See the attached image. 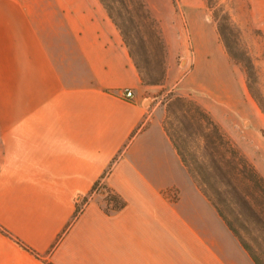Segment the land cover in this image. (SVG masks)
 I'll use <instances>...</instances> for the list:
<instances>
[{"label": "crops", "instance_id": "obj_1", "mask_svg": "<svg viewBox=\"0 0 264 264\" xmlns=\"http://www.w3.org/2000/svg\"><path fill=\"white\" fill-rule=\"evenodd\" d=\"M251 4L264 23V0ZM139 89L100 0H0V264H256L183 164L164 105ZM254 120L244 137L264 149ZM99 179L124 205L96 193L74 217Z\"/></svg>", "mask_w": 264, "mask_h": 264}, {"label": "rangeland", "instance_id": "obj_2", "mask_svg": "<svg viewBox=\"0 0 264 264\" xmlns=\"http://www.w3.org/2000/svg\"><path fill=\"white\" fill-rule=\"evenodd\" d=\"M106 1L117 13L126 33V47L141 69V99L146 98L152 105L163 104L165 114L172 97L194 99L221 128L218 119L235 128L246 147L264 165V149L243 133L256 125L254 119L264 124V23L257 19L260 8L254 9L251 0H143L154 19L152 26L136 0H124V5L117 0ZM221 8L239 30L238 40L230 39L233 51L240 57L243 48L251 58L254 73L250 76L243 63L229 55L217 31V20H222ZM153 29L162 47L156 42ZM168 59L175 68L166 80ZM161 75L156 84L142 80ZM171 120L174 121L173 117ZM249 120L251 128L245 130ZM261 133L264 137V127ZM99 193L108 204H113V192L104 187Z\"/></svg>", "mask_w": 264, "mask_h": 264}, {"label": "trees", "instance_id": "obj_3", "mask_svg": "<svg viewBox=\"0 0 264 264\" xmlns=\"http://www.w3.org/2000/svg\"><path fill=\"white\" fill-rule=\"evenodd\" d=\"M100 1L109 17L120 30L126 45V33L122 24L118 21L117 13L113 11V6L106 0ZM117 1L124 5V0ZM136 1L150 24L154 26V19L145 7L143 0ZM208 6H211V4L209 3ZM222 11L221 8L222 20H217V31L229 55L234 59H239L243 63L248 76H250L254 72L247 51L241 48L242 55L238 57L230 44L231 38L235 41L238 40L239 30L230 20L229 14ZM153 30L156 42L162 47L156 29ZM128 52L138 73H141L137 60L132 57L129 49ZM161 79L162 75L149 80L142 78L150 84H156ZM171 117L174 121L171 120ZM162 125L183 164L202 192L212 201L254 262L264 264L263 176L238 149L235 142L223 131L209 111L194 99L181 95L172 97L167 102ZM110 199L113 201V208L124 205V201L115 193L110 195ZM79 212V207L76 205L74 217ZM0 231L6 233L1 226ZM242 233L247 235V239ZM19 243L24 248L33 251L26 244ZM46 262L47 264H53L50 261Z\"/></svg>", "mask_w": 264, "mask_h": 264}, {"label": "built area", "instance_id": "obj_4", "mask_svg": "<svg viewBox=\"0 0 264 264\" xmlns=\"http://www.w3.org/2000/svg\"><path fill=\"white\" fill-rule=\"evenodd\" d=\"M119 95L125 98H131L133 96V91L130 88L123 89L119 92ZM104 189V185L102 183V180L99 179L91 188V190L83 195L78 197L76 205L79 207V210H82V208L86 205V203L92 198V196L96 193L102 192Z\"/></svg>", "mask_w": 264, "mask_h": 264}]
</instances>
